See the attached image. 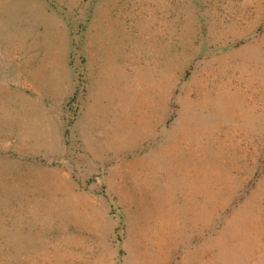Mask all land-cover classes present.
Instances as JSON below:
<instances>
[{"label": "rangeland", "instance_id": "rangeland-1", "mask_svg": "<svg viewBox=\"0 0 264 264\" xmlns=\"http://www.w3.org/2000/svg\"><path fill=\"white\" fill-rule=\"evenodd\" d=\"M0 264H264V0H0Z\"/></svg>", "mask_w": 264, "mask_h": 264}, {"label": "crops", "instance_id": "crops-1", "mask_svg": "<svg viewBox=\"0 0 264 264\" xmlns=\"http://www.w3.org/2000/svg\"><path fill=\"white\" fill-rule=\"evenodd\" d=\"M87 64H88V62H87V58H86V63H85V65H86V72H87ZM86 85H88L87 84V82H86ZM86 89H87V86H86ZM35 98H38L37 96H35ZM34 98V99H35ZM106 98V100H104V107L106 106V107H108V106H110L111 105V107H114V102H113V100L114 99H116L117 97H113L112 98V101L110 100V99H108L109 97H107V96H105V97H102V99H105ZM89 99V96H88V93H87V90H86V93H85V95H84V97L80 100V103H79V109H80V107L81 106H85V103H87L88 100ZM109 100V101H108ZM66 101H67V99H66ZM66 101L64 102L65 104H66ZM84 103V104H83ZM99 103L101 104V102L99 101ZM101 108V107H100ZM80 111V110H79Z\"/></svg>", "mask_w": 264, "mask_h": 264}]
</instances>
